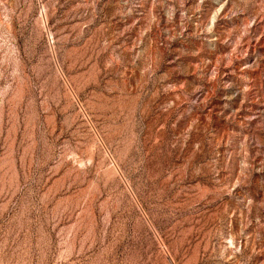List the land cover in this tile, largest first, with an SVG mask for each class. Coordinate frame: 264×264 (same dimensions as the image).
I'll return each mask as SVG.
<instances>
[{
  "label": "rangeland",
  "instance_id": "374dc122",
  "mask_svg": "<svg viewBox=\"0 0 264 264\" xmlns=\"http://www.w3.org/2000/svg\"><path fill=\"white\" fill-rule=\"evenodd\" d=\"M0 264H264V0H0Z\"/></svg>",
  "mask_w": 264,
  "mask_h": 264
}]
</instances>
